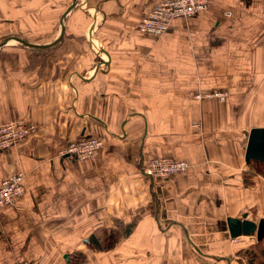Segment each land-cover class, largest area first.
Masks as SVG:
<instances>
[{
	"label": "crops",
	"instance_id": "obj_1",
	"mask_svg": "<svg viewBox=\"0 0 264 264\" xmlns=\"http://www.w3.org/2000/svg\"><path fill=\"white\" fill-rule=\"evenodd\" d=\"M158 1L0 0V125L35 129L0 149V184L23 175L0 208V264H247L237 251L256 237L230 243L225 220L264 219L245 159L248 132H264V0H212L150 36L137 23ZM91 137L107 147L96 160L57 156ZM163 155L186 172L139 176ZM117 220L136 221L127 237L86 247Z\"/></svg>",
	"mask_w": 264,
	"mask_h": 264
},
{
	"label": "built area",
	"instance_id": "obj_2",
	"mask_svg": "<svg viewBox=\"0 0 264 264\" xmlns=\"http://www.w3.org/2000/svg\"><path fill=\"white\" fill-rule=\"evenodd\" d=\"M212 0H161L154 3L148 13L141 18L138 23V29L145 31L148 35L162 34L168 28V23L172 18H180L195 15L199 11H204ZM211 90L201 93H195L196 98L205 96L212 98L219 95ZM35 129L32 125L23 122L22 119L13 122H6L0 126V149L15 146L18 142L26 140ZM102 142L94 138L72 141L67 147L58 151L57 156L67 157L68 159H86L87 157H96ZM187 164L174 158L159 157L149 159L140 166L142 175L151 177V179H161L172 176L178 172H185ZM21 174H9L0 184V208L6 205H14L20 192L22 191ZM237 238H233V242ZM19 264H27L23 261Z\"/></svg>",
	"mask_w": 264,
	"mask_h": 264
},
{
	"label": "trees",
	"instance_id": "obj_3",
	"mask_svg": "<svg viewBox=\"0 0 264 264\" xmlns=\"http://www.w3.org/2000/svg\"><path fill=\"white\" fill-rule=\"evenodd\" d=\"M248 162L253 163L255 166V170H252V173L255 175H260L264 177V160L259 159H249ZM135 220H132L129 224H123L121 221L117 220L114 222V225H116V228L114 229H107L103 228L102 231H100V235L97 237L95 234H91L89 238L87 239V248L89 250L97 251V252H104L114 245L118 243L119 238L121 237H127L130 232L132 231L133 227L135 226ZM255 238V237H254ZM256 239V238H255ZM264 239H260L259 241L254 240L257 244L259 242H262V248L263 249H256V250H240L237 251V254L239 256H245L247 264H264ZM254 247V244L252 245ZM79 256L80 259L73 258L72 256L68 257L69 264H78L81 261V253L77 252L76 254ZM76 257V256H74ZM260 261H258V260Z\"/></svg>",
	"mask_w": 264,
	"mask_h": 264
},
{
	"label": "water",
	"instance_id": "obj_4",
	"mask_svg": "<svg viewBox=\"0 0 264 264\" xmlns=\"http://www.w3.org/2000/svg\"><path fill=\"white\" fill-rule=\"evenodd\" d=\"M63 30V29H61ZM20 44L23 45H35L21 41L19 38H14ZM4 43V42H2ZM0 43V47L2 45ZM46 46V45H40ZM35 47H37L35 45ZM248 140L245 144L246 155L245 159H259L264 160V132L262 129H252L247 134ZM227 232L230 237H245L247 235H253L257 241L264 239V219H260L257 223L252 220L246 219L245 214L241 215L240 218L230 217L226 218ZM264 241V240H263Z\"/></svg>",
	"mask_w": 264,
	"mask_h": 264
},
{
	"label": "rangeland",
	"instance_id": "obj_5",
	"mask_svg": "<svg viewBox=\"0 0 264 264\" xmlns=\"http://www.w3.org/2000/svg\"><path fill=\"white\" fill-rule=\"evenodd\" d=\"M173 19V18H172ZM171 19V20H172ZM177 19V18H176ZM145 32V31H144ZM166 32V31H165ZM164 33V32H163ZM162 33V34H163ZM161 34V33H160ZM160 34H158V35H160ZM161 34V35H162ZM157 34H155L154 36H158ZM151 36V35H150ZM10 63L11 64H13V62L12 61H10ZM198 91H202V90H197L195 93H197ZM205 92V91H204ZM204 92H198V93H201L202 95H203V93ZM219 95H217V96H214V97H212V98H206L205 96H203V97H201V98H196V95L197 94H195V93H192V98H193V100L195 101V102H198V101H200V100H204V99H206V100H212V99H220V101L221 100H225L226 99V97L228 96V94H227V91L225 92V91H216ZM206 93V92H205ZM16 120H19V119H16ZM23 120V119H22ZM7 122H9V121H7ZM10 122H13V121H10ZM23 122H25V120H23ZM6 123V122H5ZM3 124V123H2ZM1 126V125H0ZM33 127V126H32ZM34 128V127H33ZM32 133H34V131L32 132ZM92 138H94V137H92ZM94 139H97V140H99V141H101L102 142V146H100V149H99V151L101 150V149H107V147L105 146V141H103L102 139H99V138H94ZM77 140H79V139H77ZM23 141V140H22ZM74 141H76V140H74ZM21 142V141H20ZM19 143V142H18ZM70 143H72V142H70ZM69 143V144H70ZM68 144V145H69ZM17 145V144H16ZM15 145V146H16ZM67 145V146H68ZM10 147V146H9ZM9 147H7V148H9ZM11 147H14V146H11ZM10 147V148H11ZM109 150V149H108ZM98 151V152H99ZM98 154V153H97ZM96 154V155H97ZM60 157V156H59ZM97 157H98V155L95 157H87L86 159H77L76 161H81V162H87V161H94V160H96L97 159ZM159 157H165V158H170V157H168V156H165V155H163V156H157V158H159ZM157 158H154V159H157ZM151 159V158H150ZM149 159H147L146 161H148ZM152 160V159H151ZM175 160H179V159H175ZM146 161H144V163L146 162ZM183 162V161H182ZM185 163V162H184ZM185 164H187V163H185ZM248 164L250 165V170L253 168L254 170H255V166L253 165V163H250V162H248ZM139 167V176H146V175H142V172H141V169H140V166H142V165H138ZM187 168H188V165H187ZM187 168H186V170H187ZM252 169V170H253ZM252 170H251V172H252ZM186 172V171H185ZM17 173H20V172H17ZM17 173H13V174H17ZM178 173H180V172H178ZM181 173H183V172H181ZM180 173V174H181ZM9 174H11V173H9ZM8 174V175H9ZM21 174V177H20V181H21V186H22V177H23V175H22V173H20ZM177 174V173H176ZM7 175V176H8ZM12 175V174H11ZM175 175V174H174ZM6 176V177H7ZM173 176V175H172ZM172 176H167V177H165V178H170V177H172ZM5 177V178H6ZM148 177V176H147ZM159 179V178H158ZM158 179H156V180H158ZM161 179H164V178H161ZM3 180H4V178H3ZM3 180H2V182H3ZM22 191H23V186H22ZM22 191L20 192V194H19V196L21 195V193H22ZM18 196V197H19ZM18 199V198H17ZM16 199V200H17ZM17 203V201L15 202V204ZM14 204V205H15ZM13 205V206H14ZM7 206V205H6ZM2 208V207H1ZM108 225H110L109 224V222H108ZM233 238H235V237H233ZM233 238L231 239V241H230V243L232 242V243H234L233 242ZM237 238V237H236ZM249 242H247L246 244H245V247L243 248V250L245 251V250H248V251H250V250H256V249H263L262 248V242H259L258 244L255 242V241H253V240H248ZM254 244V247L252 246ZM117 245V244H116ZM115 246V245H114ZM114 246L113 247H111L110 249H108V251L109 250H112L113 248H114ZM107 251V250H106ZM77 254V252L76 253H71L70 255L73 257V258H77V259H80L79 258V256H77L76 255ZM74 256H76V257H74ZM239 256V255H238ZM239 258H241V259H243L244 261H246V257L245 256H239ZM85 260H87V257H86V255L85 254H83V253H81V261H80V264H82L83 263V261H85ZM258 260V259H257ZM259 261V260H258ZM260 262V261H259Z\"/></svg>",
	"mask_w": 264,
	"mask_h": 264
}]
</instances>
